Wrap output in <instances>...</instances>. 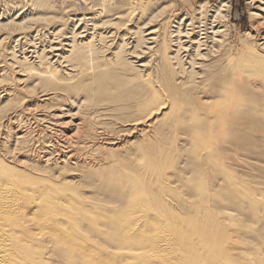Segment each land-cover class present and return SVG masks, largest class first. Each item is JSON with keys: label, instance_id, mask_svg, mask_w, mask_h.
I'll list each match as a JSON object with an SVG mask.
<instances>
[{"label": "bare ground", "instance_id": "1", "mask_svg": "<svg viewBox=\"0 0 264 264\" xmlns=\"http://www.w3.org/2000/svg\"><path fill=\"white\" fill-rule=\"evenodd\" d=\"M250 2L260 30L235 44L229 0L182 15L0 0L15 84L0 83V264H264V0ZM56 99L75 112H37ZM84 108L66 134L57 116ZM104 115L126 141L89 121Z\"/></svg>", "mask_w": 264, "mask_h": 264}, {"label": "rangeland", "instance_id": "2", "mask_svg": "<svg viewBox=\"0 0 264 264\" xmlns=\"http://www.w3.org/2000/svg\"><path fill=\"white\" fill-rule=\"evenodd\" d=\"M5 1L9 2V3H12L15 0H5ZM48 1H49L50 5H52V7L44 8V11L47 14H53V12H54L53 10H55L57 8H60V7L72 8L76 13L86 14V13H89L91 11L90 7L92 5H94V0H80L84 4V9L83 10H79L77 8L75 0H48ZM98 1H99V3H102L104 5H108L109 4V5H111V7H113V9L111 11H107L106 12L107 15H111L116 10H119V7H120L119 4H121V2H122V0H98ZM134 1H139V0H134ZM143 1L145 2L147 0H143ZM203 1L207 2V4L211 5L213 3H216L219 0H149V2L152 4V6L154 5V6H157V7H163V6L167 5L169 7V5H170V10L173 9L174 12L179 13L181 15H182L183 12L186 11V9L188 7L195 8L198 5L199 2H203ZM22 4L24 5V3H22ZM24 7H26V8H23V9L27 10V8L29 6L28 5H24ZM98 7H101V6L99 5ZM178 8H180L182 10H180ZM28 9L30 10V7ZM176 9H178L179 11L176 10ZM252 10H253L252 9V4H251L250 0H229V9H228V11H229V16H228L229 38H230V40L232 42L235 41L234 42L235 44H237L239 42V39L244 37V33L245 32L249 31V33H251L253 35V34H255L256 31L260 30L259 27H256L255 23L252 22V20H251V18L249 16L250 11H252ZM1 12L2 11H0V13ZM32 12H33V14H32L33 16L37 15L35 13V11H32ZM23 14H21V15H23ZM4 17H6V16L0 15V19L2 18L1 21L5 20ZM184 27H185V25H184ZM234 37H235L236 40L233 39ZM255 39H258V38H255ZM11 41H12L11 39L7 38L6 42L4 43V46H5L4 48L7 47V49H8V45H13V43H11ZM261 41L262 40L260 39V42ZM18 48L21 49V46H19ZM0 69H1V67H0ZM0 73H1V71H0ZM0 83H1V87H8V86L11 87V86L15 85V84H13L11 82V76H7V78L5 80L0 77ZM1 90H0V92H1ZM1 95H2V93H1ZM59 102H61L60 104H62V107H59ZM35 104H36V102L33 101V102H30L29 106H34ZM49 105H51L50 108H46V107L37 108L38 109L37 112H40L41 109L42 110L45 109L42 112H44V111L45 112H51V113H56V114L59 115L60 114L59 110H62L64 112H66V110H68L69 108L72 109V108H74L76 106L75 104H72V107H69V103L68 102L63 101V100L57 101V99L52 101ZM75 110H76V108H74L72 113L75 112ZM83 112H85V108L82 110V112L79 114V116H74V118H73L74 120L70 119V117H65L64 116L65 114L57 116V119H64V122L69 120V122L65 124L66 125L65 128H63L65 130L66 134L70 135L73 131H75V124L78 122L77 119L82 118L84 116ZM101 119H103V120L101 121ZM89 121H90V123L95 124L98 127V129H101L103 132L105 131L106 133H104V134L109 135L110 138H115L116 137L115 139L118 142H120V143H123L124 141H126L128 139L127 133L119 131V129H120L118 127L119 124L112 123L114 121L108 115L100 116V117L91 119ZM93 121H94V123H93ZM28 125H30V131H31L30 135L31 134L33 136H34V134L38 135V141L37 140L34 141L35 145L36 144L40 145L44 140H46V134H47V131H49V128H46V129H44L42 131L41 130L42 129L41 128L42 124L41 125H39L38 123L36 124L33 120ZM59 126L62 127V125H59ZM59 126H55V127L56 128H60ZM73 136H75V137H73ZM78 137H79V135H77V134L71 136V138H74L73 140L78 139ZM86 140H88V141L92 140V141L97 142L98 145H99L98 147H100V148H98L97 152L101 156H104V157L106 156L105 153L108 152L107 148H108L109 145H105L101 138H99L97 135H95L93 137L87 138ZM116 146H119V145H115L114 148ZM104 151H106V152H104Z\"/></svg>", "mask_w": 264, "mask_h": 264}, {"label": "built area", "instance_id": "3", "mask_svg": "<svg viewBox=\"0 0 264 264\" xmlns=\"http://www.w3.org/2000/svg\"><path fill=\"white\" fill-rule=\"evenodd\" d=\"M77 8L79 10H83L84 9V4L80 1V0H75Z\"/></svg>", "mask_w": 264, "mask_h": 264}]
</instances>
